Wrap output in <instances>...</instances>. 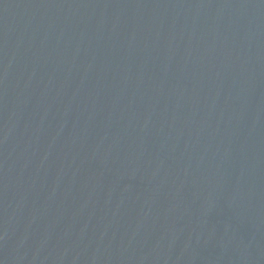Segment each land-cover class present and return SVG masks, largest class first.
Returning a JSON list of instances; mask_svg holds the SVG:
<instances>
[{"label":"water","instance_id":"water-1","mask_svg":"<svg viewBox=\"0 0 264 264\" xmlns=\"http://www.w3.org/2000/svg\"><path fill=\"white\" fill-rule=\"evenodd\" d=\"M0 264H264V0H0Z\"/></svg>","mask_w":264,"mask_h":264}]
</instances>
